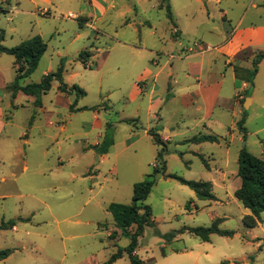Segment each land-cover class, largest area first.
I'll use <instances>...</instances> for the list:
<instances>
[{
  "label": "rangeland",
  "instance_id": "374dc122",
  "mask_svg": "<svg viewBox=\"0 0 264 264\" xmlns=\"http://www.w3.org/2000/svg\"><path fill=\"white\" fill-rule=\"evenodd\" d=\"M157 1L115 0V8L94 22L101 31L96 35L91 27L81 28L77 17L65 18L81 11L66 0L59 9L53 8L51 15L45 3L38 6L30 0H0L3 46H16L35 35H41L48 44L37 69L21 84L40 82L65 58V82L86 91L78 98L72 93L67 100L64 95L60 97V82L54 81L42 96L44 111L38 108L35 96L21 93L13 98L10 85L5 91L0 88L6 122L0 137V224L17 220V228L0 229V248L13 250L7 258L0 259V264H106L119 246L131 240L125 235L119 240L110 237L118 227L109 205L132 203L134 184L152 174L155 184L145 203L151 206L154 224L139 237L140 258L149 264H264V211L257 226H246L243 217L251 211L234 195L242 182L238 175L241 149L246 147L264 158V63L253 77V60L245 65L246 70H237V84L241 86L243 80L250 83L246 93L250 98L255 91L256 100L252 106L248 102L247 109L237 105L234 117L228 115L229 128L222 132V147H203L208 166L189 151L194 145L176 146L175 139L166 142L169 152L164 156V173L163 158L158 156L161 145L144 133L154 123L148 114V96L130 99L136 84L143 87L145 69L154 67L147 47L155 41L148 34L151 28L147 24L140 27L126 23L138 21L133 13L137 3L144 4L147 15L162 20L163 11H152ZM251 1L259 0H172L185 30L173 51H181V41L194 45L195 38L185 33L198 32V39L205 35L206 42L216 45L219 38L211 35L209 28L224 26L229 30L228 18L222 12L229 9V19H236ZM189 2H193V10L198 9L197 30L189 26L186 18L185 5ZM79 31L83 36L77 38ZM91 44L93 53L86 66L79 53L90 49ZM132 45L145 48L139 51ZM227 69L231 74V67ZM0 76L14 82L13 55L0 54ZM76 99L77 106L87 109L72 110L63 103L67 100L73 104ZM166 99L168 106L174 105L169 93ZM33 116L34 126L29 123ZM244 116L242 132L238 122ZM172 120L177 121L180 131L187 132L186 136L198 133L192 112H174ZM106 137L113 138L114 143L102 152L95 144L103 143ZM174 175L210 181L217 199H200ZM217 218H221L219 227L234 231L233 236L214 233L210 240L202 241L189 231L171 239L162 235L183 227L210 226ZM101 223L102 227L108 223L110 230L102 228ZM112 264L131 263L126 254Z\"/></svg>",
  "mask_w": 264,
  "mask_h": 264
},
{
  "label": "crops",
  "instance_id": "0c3cea01",
  "mask_svg": "<svg viewBox=\"0 0 264 264\" xmlns=\"http://www.w3.org/2000/svg\"><path fill=\"white\" fill-rule=\"evenodd\" d=\"M30 1L35 2L36 5L39 3H45L47 7L44 8L48 11L49 15H51L53 8L59 9L62 4V0ZM66 1L70 4L78 5L79 8H81L79 13H75L79 26L81 28H93L96 35L101 31L95 27L94 22L106 17L109 11L114 9L116 6L115 0ZM194 2L197 3L198 0H194ZM191 4H193V2H189L188 5H185V8H187L185 14L188 19L189 26L197 30L198 9L193 10V6L191 7ZM83 5H86V7L84 8ZM167 5L170 7L173 20L167 14ZM143 7L144 4L137 3V5L134 6L133 13H135V17L138 18V21L135 20L130 23L129 21H126V23L129 25L135 24L140 27L142 26V23L147 24L151 28V31H149L148 34L153 37L156 42H154L151 47H147L149 49L154 67H147L145 69V75H143V78L141 79L143 87H141L142 85L140 84H136L130 97L132 101H137L142 95L148 96V114H150V116L154 119V123L146 127L144 129V133L148 135L152 141L153 138L149 134L150 130L159 134L164 142H172L177 139L176 146H179L180 144H192L194 146H190L189 151L196 156H204L206 159L205 154L207 153L203 151L204 146L206 147L209 145L210 147H222V141L225 138L222 135V132H224V130L229 126L227 121L228 115L233 114L234 117V110L237 105L245 106L246 103L248 104V102H250V106H252L255 103V91L250 95V98L248 97V93H246L247 88L250 87V83L243 80L241 86L237 84V70H246L247 66L245 65H250V62L254 59L256 52H264V0L251 1L249 7L236 19H229L231 11L229 9H225L222 14L223 17L228 18L227 23L229 25V30L228 27L226 28L224 26L223 29L215 26L209 28L208 30L211 35L218 36L219 41L216 45L212 46L206 42L204 40L205 35H201L202 38L198 39V32L192 34L185 33L188 34V36L195 38L194 45H184L181 41L179 42L181 44V51L177 52L173 51L174 45H176L181 32H184L185 30L179 20L180 13L176 12L172 0H158L155 4H153L152 11L159 9L160 11H163L161 13H164L162 14L164 18L160 21H157L152 16L147 15V10ZM140 15H143V17H139ZM65 18L69 19L70 17ZM159 19L160 18H158V20ZM136 30L140 33V29L137 28ZM81 36H83V33L79 31L77 33V38ZM93 47L94 45L92 44L89 46L90 53H93ZM132 47L134 49H139V51L140 49L145 48L143 45H132ZM159 55H162V57H155ZM262 63H264V59L259 63V65ZM228 67H231V74H229L227 69ZM12 82L13 81L9 82L3 80L0 76V88L3 90L6 89L8 85L12 84ZM21 93L23 92L19 91L13 98H17ZM167 93H169L171 98L174 100L173 106H168L167 104ZM63 95L68 100L67 97L70 94L61 91L60 97ZM67 100H64L63 103L70 108L72 103ZM0 101L2 102L3 99L1 98ZM77 104L78 99L76 101L75 108L79 110L80 107L77 106ZM38 108L44 111L46 110L43 97L42 104ZM181 110L192 112V117L196 120L195 126L198 127L197 134L195 133V135L191 137L186 136L187 132L180 131L177 121L172 120V114ZM4 114V107L0 105V137L6 126ZM72 115L73 113L66 118L69 119ZM33 119L34 116L29 122L32 126H34ZM230 124H232V122ZM61 129L65 130L66 126L62 124ZM200 134L217 135L220 140L202 142L188 141L194 136ZM100 145V141L95 144V146ZM226 150L228 154L230 146H227ZM168 152L169 148L166 154ZM179 154L184 156L185 152L180 150ZM246 214L250 213L245 212L244 216ZM100 226L102 227V223ZM15 228H17V226H15L14 229ZM102 228L110 230V225L105 223ZM132 230H134V228H132ZM115 231L117 232L116 236H112ZM171 232H176V234L172 237L174 238L181 231L178 230ZM121 235L122 232L118 228L113 229L110 233V237L116 240H119ZM162 235L164 236L165 234ZM129 244L121 247H126ZM164 252L165 250L163 253ZM126 254L127 253H125L123 257H125ZM136 254H138L137 249ZM164 254H166V252Z\"/></svg>",
  "mask_w": 264,
  "mask_h": 264
},
{
  "label": "trees",
  "instance_id": "16d2710c",
  "mask_svg": "<svg viewBox=\"0 0 264 264\" xmlns=\"http://www.w3.org/2000/svg\"><path fill=\"white\" fill-rule=\"evenodd\" d=\"M166 1V0H164ZM167 14L173 20L172 13L169 5H167ZM4 35L0 34V54L8 53L15 57L16 78L10 86L13 88V96L19 91L27 95L36 97L35 103L40 106L42 104V95L47 93L53 86L54 81H59L60 91L68 94L76 93L77 98L84 96L86 91L77 84L69 85L64 80V72L66 68L67 60L63 58L56 71H52L44 75L40 82L29 83L26 85L21 84V80L30 76L39 66L40 60L48 48L47 42L41 35H35L22 41L20 44L13 47H6L1 44V40ZM90 56V50H82L79 54L80 60L87 66V58ZM264 59V52H259L253 59L252 77L256 75L258 71L259 63ZM77 100V99H76ZM76 102L71 105L72 110L75 108ZM87 109L86 107L79 108V110ZM244 116L239 122V126L242 132H245ZM149 134L152 136L153 141L156 144H160L158 156L163 158L162 171L166 172V161L164 156L168 150L166 142H164L159 134L150 130ZM220 138L217 135L200 134L196 135L188 141L202 142V141H219ZM114 143L113 138L106 137L105 141L101 143L100 148L102 152H107L109 147ZM207 164L204 156H200ZM238 175L241 177V185L235 191V197L242 202V204L250 209L251 213L246 214L243 217V222L248 227H255L261 221V213L264 211V158L255 155L249 151L246 147H243L239 154V170ZM175 178L180 180L183 184L192 188L197 197L200 199L216 200L217 196L212 190V183L210 181L202 180H188L181 176L174 175ZM155 184L154 174L149 175L146 179L136 182L134 184L133 200L130 204L113 202L109 205L108 210L114 216L117 227L121 230L122 235L127 237L132 236L130 244L126 247H119L118 251L110 256L106 264H110L117 259L128 254L131 264H149L146 260H143L136 254L138 247L139 237L144 234L147 226L153 224L152 209L151 206L145 203V200L151 193ZM220 219H216L210 226H197L186 227L180 230L184 232L188 230L190 233L198 236L203 241L210 240V237L214 233H218L223 236H233L234 231L228 229H222L219 227ZM17 224V220L11 219L9 221H3L0 224V229L14 228ZM134 228V230H132ZM115 231L112 236H116ZM176 232H170L164 236L168 239L172 238ZM13 252L12 249L0 248V259L7 258ZM165 253V252H164ZM225 263V262H224Z\"/></svg>",
  "mask_w": 264,
  "mask_h": 264
},
{
  "label": "built area",
  "instance_id": "2783aa9c",
  "mask_svg": "<svg viewBox=\"0 0 264 264\" xmlns=\"http://www.w3.org/2000/svg\"><path fill=\"white\" fill-rule=\"evenodd\" d=\"M67 17H70V18H76L77 16H76V14H74V13H69V15H67ZM198 46H199V44H198Z\"/></svg>",
  "mask_w": 264,
  "mask_h": 264
},
{
  "label": "water",
  "instance_id": "95a60500",
  "mask_svg": "<svg viewBox=\"0 0 264 264\" xmlns=\"http://www.w3.org/2000/svg\"><path fill=\"white\" fill-rule=\"evenodd\" d=\"M245 108L247 109L248 107H247V103L245 104ZM131 238H132V236H131Z\"/></svg>",
  "mask_w": 264,
  "mask_h": 264
}]
</instances>
